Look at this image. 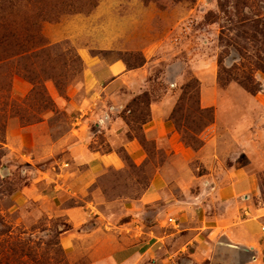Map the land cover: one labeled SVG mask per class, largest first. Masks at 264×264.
Here are the masks:
<instances>
[{
    "label": "rangeland",
    "instance_id": "obj_1",
    "mask_svg": "<svg viewBox=\"0 0 264 264\" xmlns=\"http://www.w3.org/2000/svg\"><path fill=\"white\" fill-rule=\"evenodd\" d=\"M72 3L0 0V264H89L94 251L97 261L117 252L127 257L126 247L137 244L136 264H224L191 256L194 241L210 242L201 229L233 212L215 197L216 184L199 177L211 174L220 182L232 169L235 118L245 125L253 118L254 132H264V0H97L82 13L61 8ZM53 7L62 12L46 15ZM118 61L140 70L138 80L147 83L117 113L132 132L113 137L100 121L90 124L86 140L91 151H116L122 160V168L106 170L93 188L112 219L96 240L119 247L74 255L61 245L66 218L50 219L54 206L39 201L41 191L51 190L44 175L69 161L64 150L77 138L79 106L93 90L86 78L90 62ZM248 77L260 92L244 89L240 81ZM118 95L128 98L124 90ZM160 102L173 106L171 138L144 131ZM127 139L144 149L143 163L128 155ZM36 177L38 200L24 204L19 195ZM155 178L164 181L162 200L142 207ZM258 187L257 196H240L239 203L264 208V168ZM245 210L235 214L242 218ZM258 263L264 264V247Z\"/></svg>",
    "mask_w": 264,
    "mask_h": 264
},
{
    "label": "crops",
    "instance_id": "obj_2",
    "mask_svg": "<svg viewBox=\"0 0 264 264\" xmlns=\"http://www.w3.org/2000/svg\"><path fill=\"white\" fill-rule=\"evenodd\" d=\"M90 63L86 78L92 83L93 90L79 106L80 114L76 118V127L72 130L77 138L73 137L72 141L69 140L70 147L67 151L64 150L65 158L69 161H62L61 170L53 176L44 173L47 179L45 184L51 187V190L49 193L41 191L40 199L42 200H39L54 206L56 214H49L50 219L57 217L58 214L66 218L69 229L62 230L61 245L67 253L74 255L82 250L103 249L109 252L110 249L119 247V243L116 244L112 240H96V234L107 232L112 219L108 213L110 206H104L103 203L98 202V194L93 192V188L106 170L122 168V160L116 151L110 153L91 151L89 141L86 140L87 131L91 123H95L98 127L102 121L104 126H99V128H106L113 137L127 138L131 130L122 118L117 117V113H121L125 104L141 92L142 87L147 84L138 80L144 78L140 70H128L122 61L105 66L98 62ZM122 90L128 92V98L127 96L121 98L118 95V92ZM162 104L163 102L155 103L152 111L153 118L147 125H144V131L147 135L151 133L153 138L162 135L166 138L173 136L170 120L173 106L168 108ZM160 106H163L162 110ZM101 107L105 110L100 111ZM246 121L248 124L245 125L246 122L243 124L241 119H234L232 136L235 160L232 169L223 171V176L218 179L220 182L216 181L215 176L211 174L199 177L203 181H212L216 184L215 197L221 201V205L227 212L230 210L228 208H233V212L229 211L228 214L215 217V224L201 229V233L206 232L210 242L204 246L202 242L194 241L196 244L191 256L197 257L205 254V258L224 264H259L260 262L261 250L264 247V208L248 206V204L243 206L238 199L243 195L252 199L258 194V171L264 168V132H254L252 125L255 120L253 118H247ZM149 125L152 127L146 130ZM124 148L137 165L143 163L145 152L137 139H127ZM32 180L31 185L22 192V195H19L24 198V204L38 200L36 185L39 179L36 177ZM162 182L164 181L161 178L154 179L148 193L139 201L142 207L145 204L154 206L162 200L160 189ZM51 192L53 195L50 196ZM64 197H68V201L72 204L67 205ZM238 207L246 209V216L243 213L242 218L237 217L235 213ZM126 211L133 213L134 209L128 208ZM231 215L234 219L226 217ZM131 224L127 223L120 228H125L127 225L129 227ZM236 244L241 245L237 247ZM135 248H139L138 244L126 247L128 249L126 252L129 251L127 257L117 252L111 253L109 257L100 261H97V251H94L90 255L92 261L89 264H136L140 253L135 251ZM253 256H256L257 262H252Z\"/></svg>",
    "mask_w": 264,
    "mask_h": 264
},
{
    "label": "trees",
    "instance_id": "obj_3",
    "mask_svg": "<svg viewBox=\"0 0 264 264\" xmlns=\"http://www.w3.org/2000/svg\"><path fill=\"white\" fill-rule=\"evenodd\" d=\"M8 1L10 2V0H4L5 3H8ZM96 1L97 0H75V3H72L70 5H66V6H62L61 8L65 9L66 7L71 8L74 12H78V13H82L84 10L83 9H88V7H92V6H96ZM176 1H194V0H176ZM65 4V3H62ZM61 4V5H62ZM61 8H57V7H53L52 9L55 10H48L46 15H56V13H60L62 11H57L58 9ZM260 23V22H258ZM263 73H264V66H260L259 68ZM241 85L244 87V89L249 92L250 94H256L258 92L261 91V88L258 84L254 83V81H252V79H250V77L246 78V81L241 80L240 81Z\"/></svg>",
    "mask_w": 264,
    "mask_h": 264
},
{
    "label": "built area",
    "instance_id": "obj_4",
    "mask_svg": "<svg viewBox=\"0 0 264 264\" xmlns=\"http://www.w3.org/2000/svg\"><path fill=\"white\" fill-rule=\"evenodd\" d=\"M171 222H173V225H175V222H174V220L173 219H171ZM264 230V229H263Z\"/></svg>",
    "mask_w": 264,
    "mask_h": 264
}]
</instances>
